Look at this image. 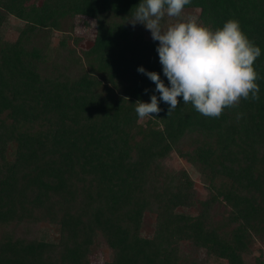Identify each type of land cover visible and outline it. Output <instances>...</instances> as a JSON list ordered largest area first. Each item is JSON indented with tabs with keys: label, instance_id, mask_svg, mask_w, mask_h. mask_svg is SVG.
Returning a JSON list of instances; mask_svg holds the SVG:
<instances>
[{
	"label": "trees",
	"instance_id": "trees-1",
	"mask_svg": "<svg viewBox=\"0 0 264 264\" xmlns=\"http://www.w3.org/2000/svg\"><path fill=\"white\" fill-rule=\"evenodd\" d=\"M141 2L0 0V264H264V0L184 8L212 30L237 20L260 47L258 101L209 118L180 97L142 121L135 103L160 94L137 69L168 81L159 42L128 22ZM11 18L22 25L6 40ZM173 153L201 195L166 167Z\"/></svg>",
	"mask_w": 264,
	"mask_h": 264
},
{
	"label": "clouds",
	"instance_id": "clouds-1",
	"mask_svg": "<svg viewBox=\"0 0 264 264\" xmlns=\"http://www.w3.org/2000/svg\"><path fill=\"white\" fill-rule=\"evenodd\" d=\"M191 0H142L133 9L128 22L135 27L142 24L158 41L156 51L168 86L156 72L143 67L137 71L155 85L151 102L138 100L135 112L139 120L154 118L162 109L161 101L169 105L170 116L180 104L209 118H219L225 109L238 107L241 100H259L260 88L256 81L261 77L254 63L261 56L259 46L244 34L237 20L230 19L222 28L212 30L195 16L178 19L162 28L161 21L168 17L181 18ZM145 89V93H148ZM127 100V98H125ZM237 114V119L242 118Z\"/></svg>",
	"mask_w": 264,
	"mask_h": 264
},
{
	"label": "rangeland",
	"instance_id": "rangeland-1",
	"mask_svg": "<svg viewBox=\"0 0 264 264\" xmlns=\"http://www.w3.org/2000/svg\"><path fill=\"white\" fill-rule=\"evenodd\" d=\"M190 16H195L198 18L199 11L198 10H183L181 18L168 17L166 15L164 17V19L161 21V26H162V28L166 29L169 25L178 22V19H186L187 17H190ZM21 25H22V23L19 20L15 19V18H11L9 20L8 24L5 26V33L3 35L4 38L6 40H15L18 36L17 29ZM87 25H88V27L85 26L81 30H77L76 36L84 38V40H85V42H83L79 46H76L78 52H80L83 49H86L92 45V42H93L92 35H93V31L95 29V25H94V22H89V24H87ZM145 33H146L147 38H152L151 32L149 30H147L146 28H145ZM56 37L57 38L55 39V41L53 43L55 47L57 46V44L59 42L60 35L57 34ZM165 164H166V167L171 171H180L182 169L187 170L188 173L190 174V176L195 181L197 191L201 195V193L204 191L203 184L200 182V177H199L197 171L190 164H188L185 160L181 159L176 153H173L165 161ZM145 221L150 224V226H148L147 232L152 231L154 218L150 215H147ZM35 230L39 231V235H44V236L51 238V239L52 238L54 239L57 237V231H55L54 229L50 228L47 225H44L41 227H36ZM100 252L102 253V255L105 256V259H109L111 252L108 248L103 247V248H101Z\"/></svg>",
	"mask_w": 264,
	"mask_h": 264
}]
</instances>
